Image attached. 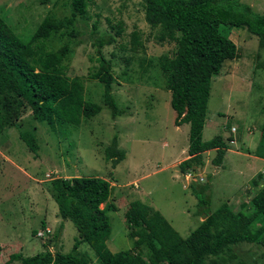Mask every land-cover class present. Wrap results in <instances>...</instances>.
<instances>
[{
  "label": "rangeland",
  "instance_id": "rangeland-1",
  "mask_svg": "<svg viewBox=\"0 0 264 264\" xmlns=\"http://www.w3.org/2000/svg\"><path fill=\"white\" fill-rule=\"evenodd\" d=\"M85 1L84 15L71 25L80 34L60 64L68 79L80 80L83 99L99 106L100 112L81 121L77 128L51 130L35 123L26 110L13 127L0 133V264L11 254L28 258L71 251L76 230L67 220L58 230L60 219L50 185L54 179L97 177L108 181L110 207L105 214L110 235L105 245L111 253L132 250V255L147 262L150 252L145 246L132 247L134 239L123 218L132 201L157 211L185 238L201 220L194 214L196 199L190 184L208 181L210 211L226 202L233 213L243 208L242 214L252 210L250 201L264 185L263 161L253 158L264 117V50L257 38L244 29L230 30L228 38L240 57L223 62L218 76L212 79L202 130V141L220 136L227 151L219 164L212 163L214 151L204 152L203 167L183 175L178 164L187 158L188 126L174 125L170 93L159 68L162 57H172L173 44L159 41V29L145 22L142 0ZM241 2L256 14L264 12V0ZM67 3L0 0V17L25 42L46 13L57 19L68 17ZM132 32L141 44L136 51L129 47ZM98 36L113 38L110 45L101 48V55L110 65L111 96L122 113L114 119L103 105L101 84L89 79L97 71L92 42ZM64 41L53 38L48 50L56 51ZM231 128L234 133L229 131ZM19 132L34 134V153L20 141ZM113 135L125 158L112 169L102 152ZM259 174L262 178L256 179ZM253 180H257L256 186ZM231 252L236 257L225 264H264L263 247L240 244ZM73 254L85 259L86 264H96V256L86 244Z\"/></svg>",
  "mask_w": 264,
  "mask_h": 264
},
{
  "label": "trees",
  "instance_id": "trees-1",
  "mask_svg": "<svg viewBox=\"0 0 264 264\" xmlns=\"http://www.w3.org/2000/svg\"><path fill=\"white\" fill-rule=\"evenodd\" d=\"M144 20L159 29L157 39L172 43L171 58L162 57L159 68L165 89L170 93L169 106L175 113V126L186 124L187 158L178 164L179 173L193 174L203 167L202 154L214 151L212 163L219 164L227 147L220 136L202 141L209 88L223 62L238 60L240 53L228 38L231 29H244L257 38L264 50V12L256 14L241 0H142ZM69 16L57 19L44 15L27 41L19 39L0 17V133L14 126L21 113L29 110L35 123L49 129L77 128L81 121L97 115L100 107L83 99V86L78 78L62 74L61 61L79 36L72 30L73 21L85 13V0H68ZM120 33L119 24L116 25ZM71 28V29H70ZM70 29V30H68ZM95 34V25L92 26ZM65 39L54 52L48 50L53 38ZM113 42L111 36H98L92 42L97 71L89 76L102 86V102L112 119L122 115L111 96L110 65L101 55V48ZM129 47H141L132 32ZM230 131V130H229ZM231 132V131H230ZM20 141L34 153V134L19 132ZM103 159L113 169L125 158L113 135L103 149ZM253 156L264 159V117ZM205 179L209 178L206 176ZM261 174L256 179H261ZM52 199L60 219L74 224L76 237L71 251L65 254L46 252L28 258L11 254L3 264H86L74 255L86 244L96 256V264H225L236 255L231 248L252 244L264 248V185L250 201L251 211L233 213L226 202L209 210L208 181L190 184L196 199L195 216L201 220L182 238L155 210L139 201H132L124 212L126 228L131 230L133 248L145 246L150 252L148 262L132 250L111 253L105 243L110 225L105 214L110 195L109 182L97 177H74L51 181ZM257 185V180L252 181ZM207 192V193H206ZM204 193V194H203ZM104 204L103 208H99ZM34 233V232H33ZM155 244L157 246H155Z\"/></svg>",
  "mask_w": 264,
  "mask_h": 264
},
{
  "label": "crops",
  "instance_id": "crops-1",
  "mask_svg": "<svg viewBox=\"0 0 264 264\" xmlns=\"http://www.w3.org/2000/svg\"><path fill=\"white\" fill-rule=\"evenodd\" d=\"M255 148V147H254ZM254 148H253V150H254ZM247 150L249 151V149L247 148ZM252 149L250 150V151H253ZM227 151V150H226ZM253 158L254 159H256V160H258V161H263V164H264V159H260V158H257V157H255V156H253ZM203 163H204V161H203ZM263 168H264V165H263ZM254 169V168H253ZM203 176H205L206 177V174H203Z\"/></svg>",
  "mask_w": 264,
  "mask_h": 264
},
{
  "label": "built area",
  "instance_id": "built-area-1",
  "mask_svg": "<svg viewBox=\"0 0 264 264\" xmlns=\"http://www.w3.org/2000/svg\"><path fill=\"white\" fill-rule=\"evenodd\" d=\"M230 131H231V133H233L235 131V129L234 128H231Z\"/></svg>",
  "mask_w": 264,
  "mask_h": 264
},
{
  "label": "clouds",
  "instance_id": "clouds-1",
  "mask_svg": "<svg viewBox=\"0 0 264 264\" xmlns=\"http://www.w3.org/2000/svg\"><path fill=\"white\" fill-rule=\"evenodd\" d=\"M234 132H235V131H234ZM234 132H233V133H234Z\"/></svg>",
  "mask_w": 264,
  "mask_h": 264
}]
</instances>
